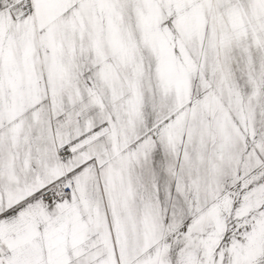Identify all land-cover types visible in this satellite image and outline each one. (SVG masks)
Returning a JSON list of instances; mask_svg holds the SVG:
<instances>
[{
	"label": "snow or ice",
	"instance_id": "snow-or-ice-1",
	"mask_svg": "<svg viewBox=\"0 0 264 264\" xmlns=\"http://www.w3.org/2000/svg\"><path fill=\"white\" fill-rule=\"evenodd\" d=\"M0 264H264V0H0Z\"/></svg>",
	"mask_w": 264,
	"mask_h": 264
}]
</instances>
